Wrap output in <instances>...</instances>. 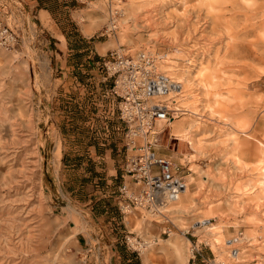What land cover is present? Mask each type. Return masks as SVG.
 <instances>
[{
    "label": "rangeland",
    "instance_id": "obj_1",
    "mask_svg": "<svg viewBox=\"0 0 264 264\" xmlns=\"http://www.w3.org/2000/svg\"><path fill=\"white\" fill-rule=\"evenodd\" d=\"M64 1L0 0V264H264V0ZM120 46L183 80L163 97L181 110L135 140L184 167L192 207H121L126 125L92 63Z\"/></svg>",
    "mask_w": 264,
    "mask_h": 264
},
{
    "label": "built area",
    "instance_id": "obj_2",
    "mask_svg": "<svg viewBox=\"0 0 264 264\" xmlns=\"http://www.w3.org/2000/svg\"><path fill=\"white\" fill-rule=\"evenodd\" d=\"M100 1L113 4L115 0ZM112 12L115 14L117 10ZM14 41L9 29L0 26V45L4 47ZM161 60L149 49L120 46L99 55L95 62L102 82L111 83L102 92L101 100L109 107L110 117L126 125L127 155L122 168L125 181L118 188L125 211L142 208L154 215H164L188 184L181 164L157 154L152 142L137 145L135 140L141 134L147 135L156 123L171 121L173 113L180 111L171 107L176 101L163 99L180 93L181 83L161 71ZM116 128L121 130L120 126ZM134 149L137 153L131 152ZM202 256L199 249L193 250L189 264H196Z\"/></svg>",
    "mask_w": 264,
    "mask_h": 264
},
{
    "label": "trees",
    "instance_id": "obj_3",
    "mask_svg": "<svg viewBox=\"0 0 264 264\" xmlns=\"http://www.w3.org/2000/svg\"><path fill=\"white\" fill-rule=\"evenodd\" d=\"M37 1H38V5H37L38 8L46 9V10L50 11V13H52V14H54L56 12V10H55L56 7L59 8L60 6H63L64 8H67L70 6L69 3L65 2V1H64L63 5H60L59 2L61 0H37ZM52 3H54L56 5L55 8L52 6ZM63 7H60V8H63ZM60 14H61V12H60ZM73 28H74L73 33H71V34L65 33V35L68 39L70 49L75 50V53L73 55H75L78 60H81L82 57L84 56V53L86 55H89L90 45L85 40H83L81 38L80 34L77 33V30L74 26H73ZM98 60H99V55H94L92 62H97ZM78 62L81 63L80 61H78ZM64 160H66V157L64 158Z\"/></svg>",
    "mask_w": 264,
    "mask_h": 264
},
{
    "label": "bare ground",
    "instance_id": "obj_4",
    "mask_svg": "<svg viewBox=\"0 0 264 264\" xmlns=\"http://www.w3.org/2000/svg\"><path fill=\"white\" fill-rule=\"evenodd\" d=\"M87 33H92V27L91 26H87ZM184 76V75H183ZM182 78V77H181ZM185 81H186V84H188L189 83V79L187 78V76H184V78H183ZM182 81L183 80H180V81H178L179 82V84H180V87L178 88L179 89V91H180V93H182L183 92V88L185 87L184 85H182ZM189 85V84H188ZM185 96V95H184ZM174 101H176L175 103H177V100L175 99ZM191 108V107H190ZM178 110H181L180 108H177ZM188 111H190V112H193V113H195V111L194 110H192V109H187ZM173 120V119H172ZM171 120V121H172ZM160 126V125H159ZM163 127V126H162ZM175 131H181L182 129H183V123H177L175 126ZM180 135V134H179ZM182 136H186V133H184ZM187 137V136H186ZM190 137V136H189ZM191 138V137H190ZM192 141V140H191ZM191 143H193V142H191ZM178 205H177V207H179L180 209H185V208H189V207H192V205H193V203H194V195L192 194V192H191V190H190V187L188 186V184H187V187H186V189H185V191L180 195V197L178 198V199H176V200H174ZM174 202V203H175ZM173 204V203H172ZM171 204V205H172ZM170 205V206H171ZM169 206V207H170ZM169 209V208H168ZM168 211V210H167ZM202 224V221H197V222H195V226L196 227H200V225ZM168 246L169 247H171L169 244H167V245H164V246H162V248L163 249H166V248H168ZM172 263V262H171ZM162 264V263H161ZM173 264V263H172Z\"/></svg>",
    "mask_w": 264,
    "mask_h": 264
},
{
    "label": "crops",
    "instance_id": "obj_5",
    "mask_svg": "<svg viewBox=\"0 0 264 264\" xmlns=\"http://www.w3.org/2000/svg\"><path fill=\"white\" fill-rule=\"evenodd\" d=\"M37 5V4H36ZM41 12H43L44 14H48V15H50V11H48V10H45V9H41L40 10ZM88 28H87V26L85 27V33L86 34H88V35H90L89 33H87V30ZM63 37V39L65 40V37L64 36H62ZM100 50H101V48H99ZM101 56V55H100ZM88 58H90V56L88 57ZM93 63V65H94V67L96 68V64H95V62H92ZM109 85H111V83L109 82V83H104L103 84V88H105L106 89V87H108ZM107 111L109 112L110 110H109V107L107 108ZM107 136H108V134H106ZM109 156V155H108ZM109 158H111V157H109ZM107 159V162H108V169H109V174L110 175H113V173H112V169L111 168H113L114 167V160H112V161H110V159Z\"/></svg>",
    "mask_w": 264,
    "mask_h": 264
}]
</instances>
